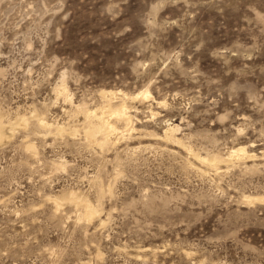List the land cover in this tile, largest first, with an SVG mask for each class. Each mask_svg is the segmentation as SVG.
<instances>
[{"label":"rangeland","instance_id":"rangeland-1","mask_svg":"<svg viewBox=\"0 0 264 264\" xmlns=\"http://www.w3.org/2000/svg\"><path fill=\"white\" fill-rule=\"evenodd\" d=\"M0 122V264H264V0H0Z\"/></svg>","mask_w":264,"mask_h":264},{"label":"bare ground","instance_id":"bare-ground-1","mask_svg":"<svg viewBox=\"0 0 264 264\" xmlns=\"http://www.w3.org/2000/svg\"><path fill=\"white\" fill-rule=\"evenodd\" d=\"M103 93H105V91H103ZM108 93V92H107ZM113 93V92H112ZM65 94V93H64ZM106 94V93H105ZM111 94V93H110ZM109 94V95H110ZM113 94H115V93H113ZM144 96H148V92H144V93H142ZM107 95V94H106ZM125 107H126V105H124ZM123 106V107H124ZM122 107V108H123ZM125 107L123 108V110H115L114 112H117V113H115V119H118L119 118V120L118 121H120V120H123L124 121V123L128 120V112H126V109H125ZM119 109H121V107L119 108ZM87 112H89V111H87ZM114 112H113V114H114ZM127 113V114H126ZM87 114V113H86ZM87 115H89V117L88 118H91V119H93V120H95V119H97V122L96 123H93V122H91V124L93 125V129L91 130V131H89V134L87 133V135L88 136H91L92 134L94 135V134H96V131H98V133H100V132H102V134H104V136H106L105 134L106 133H110L114 128H111L110 127V123L111 122H109L108 120H106V117H105V115L104 116H98L97 114H96V112L95 113H91V112H89ZM118 116V118H116L117 116ZM87 118V119H88ZM95 118V119H94ZM91 119H89L90 121H91ZM88 120V122L90 123V121ZM92 120V121H93ZM127 123V122H126ZM125 123V124H126ZM42 124V123H41ZM44 124V123H43ZM91 124H89V125H91ZM114 127V126H113ZM62 128L63 127H61V130H62ZM172 128V127H171ZM175 128H173V130H174ZM64 130V129H63ZM100 131V132H99ZM172 133V132H171ZM173 134V133H172ZM92 135V136H93ZM108 135V134H107ZM91 136V138H93ZM94 136H97V135H94ZM103 136V135H102ZM103 136V139L105 138H107V136L106 137H104ZM174 136V135H173ZM175 136H176V134H175ZM4 137H5V126H3V123H1L0 122V141H3L4 140ZM90 138V137H89ZM176 138V137H175ZM107 141H108V138L106 139ZM103 141V140H102ZM106 141V142H107ZM105 142V143H106ZM104 143V142H103ZM102 143V144H103ZM104 145V144H103ZM106 145V144H105ZM239 152H240V150H239ZM234 154L233 155H235V154H237L238 153V151L237 152H233ZM232 155V154H231ZM232 155V156H233ZM244 155V154H243ZM239 156V155H238ZM237 156V157H238ZM236 157V156H235ZM241 158V157H240ZM212 167H217V165L215 164V165H212ZM72 195H73V193H72ZM76 197V196H75ZM70 198H71V195H70ZM74 198V197H73ZM73 198H71V200L73 199ZM257 199V198H256ZM57 201V200H56Z\"/></svg>","mask_w":264,"mask_h":264}]
</instances>
